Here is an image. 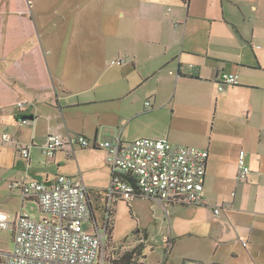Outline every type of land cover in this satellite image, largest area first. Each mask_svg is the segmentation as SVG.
<instances>
[{
    "label": "crops",
    "instance_id": "1",
    "mask_svg": "<svg viewBox=\"0 0 264 264\" xmlns=\"http://www.w3.org/2000/svg\"><path fill=\"white\" fill-rule=\"evenodd\" d=\"M79 8L94 25L76 38L48 22L40 32L28 0H0V198L20 194L9 186L23 178H81L92 211L83 229L100 231L112 170L94 143L165 138L207 150L206 204L166 213L154 203L147 226L157 206L172 218L173 246L213 243L210 261L195 260L264 264V0H91ZM118 58L127 61L111 66ZM221 73L238 84L220 93ZM22 117L31 124L20 126ZM50 136L65 144L44 158ZM240 150L250 170L244 182L235 179ZM113 258L110 251L104 263Z\"/></svg>",
    "mask_w": 264,
    "mask_h": 264
},
{
    "label": "built area",
    "instance_id": "2",
    "mask_svg": "<svg viewBox=\"0 0 264 264\" xmlns=\"http://www.w3.org/2000/svg\"><path fill=\"white\" fill-rule=\"evenodd\" d=\"M126 61L118 58L111 60L110 65L121 66ZM237 84L236 78L221 73L217 88L223 93L227 87ZM150 106L149 102L145 103L146 108ZM17 107L24 108V102L19 101ZM30 124L27 118L19 120L20 126ZM1 140L6 144L13 142L8 134H3ZM76 142L82 148L90 146L84 136H78ZM64 144L63 139L50 136L41 147V155L53 157ZM94 146L105 151V161L112 170L100 231L95 229L92 233L83 229V224L91 220L92 211L87 201L88 189L81 178L58 175L50 182L23 178L9 187L19 189L23 201H36L44 217L37 219L20 211L11 220L0 211V231H12L11 250H0L2 264H105L110 252L104 241L106 236L108 238L105 232L109 229L115 197L126 202L136 197L150 199L166 213L168 205L206 204L207 150L174 144L165 138H139L127 144L117 138L113 142L94 143ZM18 151L22 158L29 160V147L20 146ZM245 156L244 150L238 152L235 177L238 182L247 180L250 173ZM213 212L218 215L219 207ZM94 228H98L96 224ZM158 264H165V261Z\"/></svg>",
    "mask_w": 264,
    "mask_h": 264
},
{
    "label": "rangeland",
    "instance_id": "3",
    "mask_svg": "<svg viewBox=\"0 0 264 264\" xmlns=\"http://www.w3.org/2000/svg\"><path fill=\"white\" fill-rule=\"evenodd\" d=\"M87 1L91 0H28V6L32 9L40 32L44 31L45 23L48 22L47 29L54 32L64 30L78 38V33L86 30L92 31V28L87 25H94L92 24L94 16L88 15L79 8ZM16 194L12 197L6 194L4 198H0V211L4 210L11 220L16 214L19 215L20 211L35 216L37 219L44 217L36 202L26 200L22 206V197L19 192ZM130 210L124 199H117L116 203L114 202L112 205V216L109 222L111 229L105 232L107 235L111 233V238L109 242L106 236L104 241L107 243V250H110L115 257L143 244L144 249L140 259L152 264H158L162 260L165 261V264H195L200 259L205 263L212 259L210 252L213 243L208 241L178 240L173 246V241L170 239V220L172 221V218L170 217L167 221L164 213L159 211L157 206L153 207L154 222L148 226L146 224L145 228L140 231H138L137 222L132 217ZM100 212V210L94 211L98 223H101L102 213ZM84 227L86 230H91L87 225ZM11 248L12 231H0V250L9 251ZM179 259L182 260L178 261ZM234 264L240 263L235 262Z\"/></svg>",
    "mask_w": 264,
    "mask_h": 264
},
{
    "label": "trees",
    "instance_id": "4",
    "mask_svg": "<svg viewBox=\"0 0 264 264\" xmlns=\"http://www.w3.org/2000/svg\"><path fill=\"white\" fill-rule=\"evenodd\" d=\"M127 183H129V181L125 180ZM131 182V181H130ZM130 184V183H129ZM135 194H138V193H135ZM30 201H34V200H30ZM36 202V201H34ZM128 207L130 208V206L128 205ZM131 212V210H130ZM112 216V211H111V214H110V217ZM111 228L108 229V231L110 230ZM110 234L108 235V238L107 240L110 242ZM144 249V245L141 244L133 249H131L130 251H127L125 252L124 254L122 255H118L117 257L113 258V260L109 263V264H145V263H148V262H145V261H142L140 258H141V254H142V250ZM197 262V261H196ZM195 264H202L200 262L196 263ZM0 263L2 264V260L0 258ZM184 264V263H182Z\"/></svg>",
    "mask_w": 264,
    "mask_h": 264
},
{
    "label": "water",
    "instance_id": "5",
    "mask_svg": "<svg viewBox=\"0 0 264 264\" xmlns=\"http://www.w3.org/2000/svg\"><path fill=\"white\" fill-rule=\"evenodd\" d=\"M154 202L150 199L136 197L130 201V208L133 210L134 215H137V218L141 220L143 227L149 221V213L147 208L151 207Z\"/></svg>",
    "mask_w": 264,
    "mask_h": 264
},
{
    "label": "flooded vegetation",
    "instance_id": "6",
    "mask_svg": "<svg viewBox=\"0 0 264 264\" xmlns=\"http://www.w3.org/2000/svg\"><path fill=\"white\" fill-rule=\"evenodd\" d=\"M131 215H132V217L136 220V222H137V227H138V231H140V230H142L144 227H143V225H142V222H141V220H139L135 215H134V213L131 211Z\"/></svg>",
    "mask_w": 264,
    "mask_h": 264
},
{
    "label": "clouds",
    "instance_id": "7",
    "mask_svg": "<svg viewBox=\"0 0 264 264\" xmlns=\"http://www.w3.org/2000/svg\"><path fill=\"white\" fill-rule=\"evenodd\" d=\"M22 118H27V117H22ZM28 119V118H27ZM20 120V119H19ZM30 120V119H29ZM21 195V194H20ZM23 201V200H22ZM24 201H26V200H24ZM128 203V205H129V203L130 202H127ZM113 205V204H112ZM111 211H112V208H111ZM110 222V221H109ZM109 228H110V224H109Z\"/></svg>",
    "mask_w": 264,
    "mask_h": 264
}]
</instances>
